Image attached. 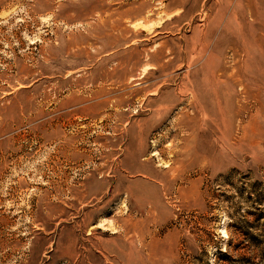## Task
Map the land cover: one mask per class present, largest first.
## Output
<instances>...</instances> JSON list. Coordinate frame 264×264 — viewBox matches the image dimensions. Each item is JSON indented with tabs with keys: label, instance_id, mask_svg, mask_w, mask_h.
<instances>
[{
	"label": "rangeland",
	"instance_id": "obj_1",
	"mask_svg": "<svg viewBox=\"0 0 264 264\" xmlns=\"http://www.w3.org/2000/svg\"><path fill=\"white\" fill-rule=\"evenodd\" d=\"M0 264H264V0H0Z\"/></svg>",
	"mask_w": 264,
	"mask_h": 264
}]
</instances>
